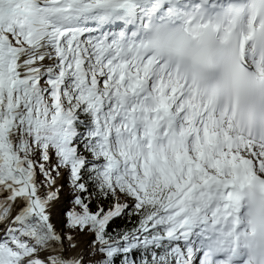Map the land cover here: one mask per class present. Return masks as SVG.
Returning <instances> with one entry per match:
<instances>
[{"label": "bare ground", "instance_id": "6f19581e", "mask_svg": "<svg viewBox=\"0 0 264 264\" xmlns=\"http://www.w3.org/2000/svg\"><path fill=\"white\" fill-rule=\"evenodd\" d=\"M17 1L21 0H0V243H7L17 252L24 259L22 264H86L90 257L86 249L91 239L86 236L65 242L63 226L67 222L62 219V212L68 210L64 207L70 198H65L62 192L63 181L43 183L49 179L42 173L48 162L43 164V169L37 166V154L28 147L22 131L32 106L36 108L38 121H41L38 116L44 119L49 116L52 120L59 111L71 109L69 98L62 107L54 95L55 91L63 93L62 86L57 85L55 91L50 87L62 74L59 50L55 44L62 30L69 25L80 26L84 12L92 10L109 12L102 21L124 13L133 19V14L148 0H71L70 6L81 13V18L74 23L56 20L57 24L53 25L56 22L41 20L36 12L29 16L23 29H20L19 21L11 20L3 13L9 4ZM125 4L134 8L120 12L119 7ZM126 20L130 21L128 17ZM213 27L221 32L218 26ZM132 53L139 63L143 61L139 68L142 73L154 78L159 68L156 63L143 60L141 45ZM42 76L47 79L43 85L40 84ZM140 80L139 85L133 83V89L143 106L152 110L142 127L144 137L137 143H147L153 153L162 143H167L171 151L181 150L187 158H193L191 154L200 151L206 164L203 167L193 159L186 163L198 178L204 180V184L187 190L181 197L182 204L187 200L195 204L197 211L191 216L206 213L204 222L196 223L193 229L190 227L194 231L190 240L196 243L203 240L201 232L204 230L203 234L210 239L205 244L220 242V252L227 249L232 240L250 242L246 223L233 235L241 217L236 216L230 196L247 187L259 175L258 162L240 154L257 148L264 162V148L250 144L231 125L222 124L211 103L198 101V96L191 95L188 88L177 87L167 91L161 86L150 94V82ZM34 99L36 103L33 105ZM168 118L175 119L173 127L167 124ZM129 121L137 130L141 120L133 117ZM202 124L207 131L200 132L196 143L191 142L187 130L199 128ZM173 138L181 142L182 148L171 144ZM208 168L216 172L213 174ZM173 206L171 210L176 212ZM203 251H209L207 245ZM220 259L225 264L226 260Z\"/></svg>", "mask_w": 264, "mask_h": 264}, {"label": "rangeland", "instance_id": "374dc122", "mask_svg": "<svg viewBox=\"0 0 264 264\" xmlns=\"http://www.w3.org/2000/svg\"><path fill=\"white\" fill-rule=\"evenodd\" d=\"M21 5L22 3L19 1L11 3L3 10V13L11 18V20L19 21L20 29H23V24L26 23V18L21 17ZM39 9L40 7H38L37 11ZM48 10H50V8ZM48 15L58 21H64V23H74V21L78 20L79 18V14L73 15V13L65 15L63 13L54 14L49 12ZM67 28L69 29L75 27ZM67 28H64L63 30ZM64 47L66 52H70V47ZM66 52L65 58L62 61V65L60 66L63 68L61 72H64L61 83H65L69 80L68 85L73 87V89L71 90L70 87H66L64 88L63 93L62 91H55L54 95L58 101V105H63L62 107H64V104L68 98L77 104L87 102L88 98V96L83 93L82 89H80L79 84L76 83V80L73 78L74 74L72 72L69 73L71 66L65 62L66 57H68V55L66 56ZM88 56L91 59H100L99 53L95 54L91 52L88 54ZM144 75L146 78L149 77V75ZM91 76L95 82L98 81V79H96L97 77H94L93 73ZM159 79L160 78H157V81H159ZM117 83L121 85L120 81L118 80ZM118 84L117 86L119 91L125 90L128 97L131 95L134 96V92L130 88H126L125 85H121L119 88ZM167 88L172 90L171 85ZM153 90H157L156 85H154ZM35 103L36 101L34 99L31 104L34 105ZM35 109L36 108L32 106V110H28L25 123L26 126L22 133L23 137L27 139L28 147L33 149L37 154V166L43 169V164L48 162L47 167L42 170V173L45 177H49V179L43 183L48 185L53 181L58 183L63 181L62 192L65 198H70L69 202L66 203L64 207H67L68 210L62 212V219L67 222L63 226L65 231V242L69 243L72 238H83L87 236L89 240L91 239V242H89L90 244L86 249L90 255L86 264H110L108 260L114 255L113 249L103 250L106 252L108 260H106V254L101 251L104 249L105 245H111L108 243L109 241L104 246H100L95 237V233H93L90 227L88 225L84 226L83 228L81 227L85 211L79 196L80 187L77 185L81 172V168L77 166L78 153L71 145L73 143L74 133L72 130L65 132L64 129L63 135L61 137L56 135L51 137H33L32 125L35 122L34 119L37 117ZM38 119L43 121V124H48L53 121L49 118V116L46 117V119L38 116ZM131 142L132 141L128 139V147L125 149V151L122 149H112V152H109L102 149V147L98 145L99 142L96 141L94 149H97L92 151V162L97 163L98 161H101V163L96 164L98 174L104 182H109L112 184V192L117 198V208L111 213V215L119 213L121 210L126 208L127 204L132 205L131 202H129L130 198H128V196L134 195L138 202H140L143 198V194H145L149 188H156L158 185L164 186L167 193L169 194V198H171L167 210L162 215L165 225L170 226L177 238H179L183 243L187 242L190 245L196 244L198 246L203 245L204 242L199 241L196 243L190 240V234L194 232L190 227L193 229L196 223L199 224L200 222H204L206 213L199 216H191V214L197 211L196 208H194L195 204L191 203V200H187L184 204H182L181 201V197L187 190L197 186H202L204 184V180L198 178L196 174H194L193 170L188 168L186 165L189 159H193L196 160L201 166L206 167L204 160L201 158L200 151H198L199 149H197L198 152L191 154L193 158H187L182 152H171L166 146H161L157 152L153 153L148 151L146 145L138 148L132 146ZM258 151L260 150L257 148L254 150L250 149L247 153H242L240 155L255 159V161L259 163H256L258 166L259 176H264V162L261 158V152ZM112 155L117 156L121 161L125 160V167L121 165L119 168L114 167L113 170H110V156ZM208 170L213 172V174L216 172L212 168H208ZM173 205L176 206L174 207ZM172 206L176 212H172ZM137 207L139 206L137 205ZM94 219L97 220V217H94ZM107 221L108 218L103 221H99V227L104 229ZM203 231L201 232L202 237L205 238L206 235L203 234ZM6 244L7 243H0V263L20 264L21 262L22 264L24 259H22L17 252L13 251ZM200 249L198 247V250ZM190 257V253L189 255H186L187 260H189ZM183 258V255H178V259L180 261H182ZM189 264H202V262L190 258ZM214 264H223V262L218 260Z\"/></svg>", "mask_w": 264, "mask_h": 264}, {"label": "trees", "instance_id": "16d2710c", "mask_svg": "<svg viewBox=\"0 0 264 264\" xmlns=\"http://www.w3.org/2000/svg\"><path fill=\"white\" fill-rule=\"evenodd\" d=\"M30 7L29 3L22 4L21 13H27ZM72 106L75 108L74 103ZM34 121L33 137H61L64 128L70 123L77 131L79 136L72 146L78 153L77 166L81 168L77 182L85 211L81 227L88 225L100 246L108 241L115 243L101 250L106 254L103 250L113 249V257L108 260L106 254V260L110 264H177V251L185 254V244L163 221L162 215L171 199L164 186L149 188L140 202L134 195L128 196L132 205L127 204L119 213L111 215L117 208V198L112 192V184L101 179L96 169L97 163L91 160L92 151L96 150L94 141L91 144L84 138L85 133L94 127L86 103L68 114H57L51 123ZM107 218L105 228L101 229L98 222Z\"/></svg>", "mask_w": 264, "mask_h": 264}, {"label": "water", "instance_id": "95a60500", "mask_svg": "<svg viewBox=\"0 0 264 264\" xmlns=\"http://www.w3.org/2000/svg\"><path fill=\"white\" fill-rule=\"evenodd\" d=\"M107 246H104V248H106Z\"/></svg>", "mask_w": 264, "mask_h": 264}]
</instances>
